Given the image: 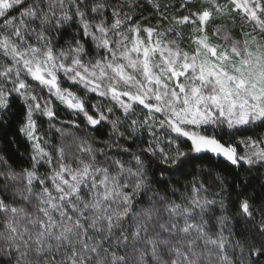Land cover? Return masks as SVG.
I'll return each instance as SVG.
<instances>
[{"label":"snow or ice","instance_id":"snow-or-ice-1","mask_svg":"<svg viewBox=\"0 0 264 264\" xmlns=\"http://www.w3.org/2000/svg\"><path fill=\"white\" fill-rule=\"evenodd\" d=\"M0 138V264H264V0H0Z\"/></svg>","mask_w":264,"mask_h":264},{"label":"trees","instance_id":"trees-1","mask_svg":"<svg viewBox=\"0 0 264 264\" xmlns=\"http://www.w3.org/2000/svg\"><path fill=\"white\" fill-rule=\"evenodd\" d=\"M140 5H145V0H139ZM162 3H171L174 5H179L180 0H162ZM140 11L143 13L144 16H148L151 19V22L153 24H155L156 20L158 19V17H155L152 15V11L150 7H142L140 9ZM176 15H179V13H174ZM144 24H148L149 21L148 20H143L142 21ZM235 32L239 33V23L236 24L235 26ZM99 98H97L96 96L92 95L89 97L88 103H89V108L91 110V105L92 104H96L98 103ZM56 111L58 114V119L56 121H54V123L57 126H61V122L65 121V120H78V122L81 124V134L83 133V130L85 129L86 125L83 119V116H74L73 113L68 110L66 107H64L63 105H59L57 102V107H56ZM39 126H40V130L42 131V133L47 134L48 137L50 138L52 143L55 144H59L60 138H59V133L55 132V129H50L49 128V124L46 120V118L44 117H40L38 120ZM64 127L68 128L70 126L68 125H64ZM87 135H89L90 137L94 136L97 140H103V139H107V130L101 128L99 131L96 132H92L89 131L87 133ZM11 138V137H9ZM4 146V140L2 138H0V147ZM102 146V145H101ZM26 143L25 142H21L19 145H13L11 148V152L15 153L17 152V149H19V152H25L26 151ZM139 147V145H133V150H137ZM15 159V157H14ZM41 171H43V169H41ZM225 174L227 175L228 181L229 183H233L234 181V173L231 172L230 170L225 169ZM264 176V169H261L260 172H256L253 171L251 175H247L244 171H240V175L238 177V179L243 182L245 180L248 181L247 187H248V192L250 194L253 193V190H255V194H259V190H260V186L262 184H264V179H262L261 177ZM179 182L182 185L183 183H185V178L184 177H179ZM188 179H191V177H188ZM235 231L237 233H245L246 229L245 226L243 224L240 225H235Z\"/></svg>","mask_w":264,"mask_h":264}]
</instances>
